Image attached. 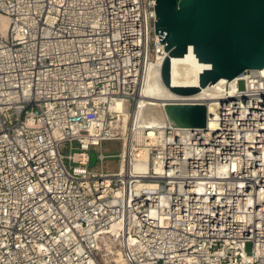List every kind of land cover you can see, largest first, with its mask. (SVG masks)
I'll use <instances>...</instances> for the list:
<instances>
[{"label": "built area", "instance_id": "2783aa9c", "mask_svg": "<svg viewBox=\"0 0 264 264\" xmlns=\"http://www.w3.org/2000/svg\"><path fill=\"white\" fill-rule=\"evenodd\" d=\"M155 15L156 0H0V264H264V76L174 101L214 107L205 129L167 119L132 143L168 57ZM104 143L117 171L104 153L89 168Z\"/></svg>", "mask_w": 264, "mask_h": 264}, {"label": "water", "instance_id": "95a60500", "mask_svg": "<svg viewBox=\"0 0 264 264\" xmlns=\"http://www.w3.org/2000/svg\"><path fill=\"white\" fill-rule=\"evenodd\" d=\"M156 16V33L168 53L162 79L173 93L190 97L249 71L264 76V0H156ZM190 48L209 68L200 74L198 87H173L171 60L183 58ZM165 111L178 128L207 127L204 104L169 102Z\"/></svg>", "mask_w": 264, "mask_h": 264}, {"label": "bare ground", "instance_id": "6f19581e", "mask_svg": "<svg viewBox=\"0 0 264 264\" xmlns=\"http://www.w3.org/2000/svg\"><path fill=\"white\" fill-rule=\"evenodd\" d=\"M8 20L3 16H0V30L5 36V32L8 28ZM209 66L199 63L198 58L193 52V48L189 49V52L183 58H173L171 60V83L173 87H198L199 86V77L200 74L208 69ZM240 80V77L228 81L221 80L217 84L209 86L205 89H202L199 93L190 96L195 100L200 102H205L209 100H215L222 98L224 94V87H231L235 89L237 87V83ZM229 82V83H228ZM181 96L173 93L171 90L167 88L162 79L161 71L152 67L149 69L148 78L146 80V85L143 90V94L141 99H139V108L136 109L133 123H134V131H130L129 140L133 142H137L140 144L143 142V136L138 129L140 128H149L151 130H157L161 128L165 121L168 118V115L165 111V106L169 102H174L179 100ZM206 104V103H204ZM210 103L208 102L207 105ZM114 110L122 113L119 122V128L122 131L124 137H127L129 122L131 120L130 113L128 111V106L125 103L118 102ZM209 114L215 113V108L211 107L208 109ZM153 131L150 132L149 137H153ZM128 139V138H127ZM127 140V144L128 141ZM138 145H134V151L136 154L140 156L145 155V150L142 148H138ZM77 160H87V156H78ZM136 170H143L142 167H136ZM120 262V261H119Z\"/></svg>", "mask_w": 264, "mask_h": 264}, {"label": "rangeland", "instance_id": "374dc122", "mask_svg": "<svg viewBox=\"0 0 264 264\" xmlns=\"http://www.w3.org/2000/svg\"><path fill=\"white\" fill-rule=\"evenodd\" d=\"M241 89L243 88V84H241ZM79 149L77 148V146H71L65 148V150L63 151V153L65 155H70L71 153H76L78 152ZM106 154V155H111L114 156L113 158H111L109 160V162L106 163L107 167L111 170V171H117L118 170V166H119V158L116 157L117 155H119L121 153V145L119 143H104L101 147L96 148V149H92L89 152L90 155V164H89V168L93 171H100V165H99V154ZM248 252L251 251V246H248L247 249Z\"/></svg>", "mask_w": 264, "mask_h": 264}]
</instances>
